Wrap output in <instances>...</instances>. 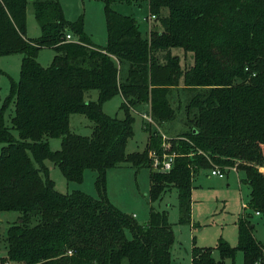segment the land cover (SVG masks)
Returning <instances> with one entry per match:
<instances>
[{
    "label": "trees",
    "instance_id": "obj_1",
    "mask_svg": "<svg viewBox=\"0 0 264 264\" xmlns=\"http://www.w3.org/2000/svg\"><path fill=\"white\" fill-rule=\"evenodd\" d=\"M28 1L0 0V56H22L19 79L11 81L0 110V212H18L6 229L0 264H172L166 214L151 210L140 223L108 198L107 169L123 164L149 168L152 198L176 189L180 224L190 222L194 176L216 166L243 171L248 207L264 213V0H146L160 26L148 36L133 16L111 7L114 0H103L104 46L89 39L81 20L65 19L59 0H32L40 34L27 37ZM70 31L77 41L65 40ZM43 48L55 52L47 67L37 61ZM172 48L191 52L193 64L182 68ZM91 90L97 97L86 100ZM115 95L122 97L123 118L102 109ZM10 104L8 126L3 111ZM142 106L156 126L181 116L184 130L163 140L145 123L144 149L126 152L133 111ZM74 113L92 123L90 135L70 130ZM49 138H60L58 150L50 149ZM163 154L175 155L169 171H158ZM46 161L70 183L95 171L97 196L56 190ZM236 225L235 246L223 239L214 247L193 244L191 264H224L237 251L244 264H264L251 214Z\"/></svg>",
    "mask_w": 264,
    "mask_h": 264
},
{
    "label": "rangeland",
    "instance_id": "obj_2",
    "mask_svg": "<svg viewBox=\"0 0 264 264\" xmlns=\"http://www.w3.org/2000/svg\"><path fill=\"white\" fill-rule=\"evenodd\" d=\"M32 0L27 4L26 36L35 38L40 34L39 26L34 18ZM65 19L70 22L82 21L83 32L89 39L100 46L107 42V30L104 15L103 0H59ZM111 7L125 15H131L138 23L140 31L148 35L149 30L159 29L157 19L148 18V6L146 0H114ZM147 17V19H146ZM74 41L77 36L69 32ZM54 51L43 48L38 52L37 61L43 66H49ZM171 53L179 57L182 68H188L193 64L191 52L184 53L179 48H172ZM163 52L159 53L160 59ZM20 54H6L0 56V110L10 92L11 81H17L20 74ZM126 65H120L118 77L123 78ZM182 82L180 81V87ZM174 94V95H173ZM171 95L172 105L175 107L177 95ZM183 95V94H181ZM97 91L91 90L85 99L95 100ZM186 94L181 96L184 102ZM122 102L120 95H115L102 105L103 111L111 116L123 118V111L119 108ZM147 106L138 107L133 111V135L126 144V152L141 151L144 149L150 131H156L166 140L179 135L184 130L180 118L167 124L156 126L142 117ZM13 114V105H7L3 111V121L10 125V117ZM150 126V131L144 129V124ZM92 123L82 114L70 115V130L80 135H90ZM16 135V133L14 132ZM60 138H49L51 150L60 148ZM2 143H0V148ZM49 168V176L55 183V188L61 193L80 190L96 197L94 187L95 171L86 169L83 180L80 183L67 182L59 168L46 161ZM218 167V166H217ZM154 170H157L154 168ZM224 170V177L219 178L210 174L211 169L200 170L192 180L190 222L179 223V208L177 192L174 187L165 189L158 197L150 196L149 168L135 169L126 164L107 169L106 183L107 195L110 202L120 211L133 215L140 223L147 222L151 210L166 214L174 234V244L171 249L172 264H191V248L214 247L219 239L225 240L230 246L237 244V219L243 213L251 214V220L255 225L254 235L264 245V213L255 214L250 210L249 193L250 186L243 181L244 172ZM158 171H161L160 168ZM18 217L16 211L0 212V255L5 253V234L7 227L15 222ZM212 255L219 259V254L213 250ZM123 264H127L125 261ZM224 264H244L241 251L235 253L233 261L226 259Z\"/></svg>",
    "mask_w": 264,
    "mask_h": 264
},
{
    "label": "built area",
    "instance_id": "obj_3",
    "mask_svg": "<svg viewBox=\"0 0 264 264\" xmlns=\"http://www.w3.org/2000/svg\"><path fill=\"white\" fill-rule=\"evenodd\" d=\"M148 18H154V16L149 15ZM65 40H70V41L73 40L70 33H67L65 35ZM142 117L145 120H147L149 123H153L150 113L145 112L142 114ZM163 140H166V138H163ZM162 148L166 150L169 148V145L164 141V143L162 144ZM174 157H175L174 154H163L160 166H158V168H160L161 171H169L172 168ZM210 174L213 176H218L219 178H223L225 175L224 170H222L221 168L217 166L211 168ZM256 214H258V212H256Z\"/></svg>",
    "mask_w": 264,
    "mask_h": 264
},
{
    "label": "crops",
    "instance_id": "obj_4",
    "mask_svg": "<svg viewBox=\"0 0 264 264\" xmlns=\"http://www.w3.org/2000/svg\"><path fill=\"white\" fill-rule=\"evenodd\" d=\"M146 18H147V17H146ZM139 30H140V29H139ZM149 31H150V30H149ZM141 33H142V32H141ZM148 33H149V32H148ZM142 35H143V36H148V35H144L143 33H142ZM255 214H256V212H255ZM257 215H259V214H257Z\"/></svg>",
    "mask_w": 264,
    "mask_h": 264
}]
</instances>
